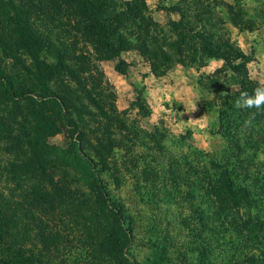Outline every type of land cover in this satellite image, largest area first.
Masks as SVG:
<instances>
[{
  "label": "trees",
  "instance_id": "1",
  "mask_svg": "<svg viewBox=\"0 0 264 264\" xmlns=\"http://www.w3.org/2000/svg\"><path fill=\"white\" fill-rule=\"evenodd\" d=\"M169 11L180 19L164 26L147 0H0V264H149L130 253L134 218L119 192L131 173L154 178L139 148L152 159L170 151L159 129L146 133L118 111L101 62L127 51L151 61L155 76L224 63L197 83L224 155L194 152L185 166L167 158L163 200L149 201L189 202L192 264H217L212 238L230 229L237 252L260 264L264 105L237 107L260 85L228 29L252 31L256 17L239 0H179ZM59 135L68 144L58 153L50 140ZM152 238L150 264H189L169 235Z\"/></svg>",
  "mask_w": 264,
  "mask_h": 264
},
{
  "label": "rangeland",
  "instance_id": "2",
  "mask_svg": "<svg viewBox=\"0 0 264 264\" xmlns=\"http://www.w3.org/2000/svg\"><path fill=\"white\" fill-rule=\"evenodd\" d=\"M127 1V0H120ZM232 2V0H226ZM179 0H147L150 12L155 21L164 26L177 22L178 14L169 11L170 7ZM244 10L254 17L255 26L252 31H241L239 28L228 26L232 39L240 51L252 57L248 65L250 77L260 86L264 85V0H239ZM222 61L210 60L202 68H184L174 66L166 75L155 76L152 72L151 61L138 51L123 52L120 57L108 58L101 62L108 82L116 92V105L128 125L152 134L159 129L166 137L169 154L155 152L152 159L142 148H139L143 160L150 164L153 179L150 182L138 174H129L120 195L125 199L134 218L135 241L130 253L142 263H151V241L153 232L159 237L169 235L173 242L171 252L178 259L179 250L187 252L189 264L196 263L195 254L188 252L194 246L192 235L193 222L189 202L180 197L176 204H153L149 201L154 197L163 200V172L161 163L171 156L179 160L182 156L192 158L194 152H204L208 158L219 160L226 151V142L216 133L214 120L202 109L206 101L198 86L199 79L204 75L214 73L223 67ZM215 96L212 95L213 99ZM68 140L59 135L50 140V145L56 152L67 148ZM264 158V155L261 156ZM158 161V162H157ZM185 166V165H183ZM169 181L170 177L168 176ZM139 182V184H138ZM137 184V185H136ZM182 190L188 191L187 183ZM118 191V190H116ZM149 194L150 197L147 195ZM264 194L260 202L264 219ZM154 226H158L153 230ZM212 238L216 247L217 264H250L249 250L237 252L241 245L240 239L231 229ZM152 239V240H151ZM259 255L258 252L252 254ZM75 257V256H74ZM262 258L260 264H263ZM258 264V263H257Z\"/></svg>",
  "mask_w": 264,
  "mask_h": 264
},
{
  "label": "clouds",
  "instance_id": "3",
  "mask_svg": "<svg viewBox=\"0 0 264 264\" xmlns=\"http://www.w3.org/2000/svg\"><path fill=\"white\" fill-rule=\"evenodd\" d=\"M264 105V85L254 89L252 95L242 93L240 99L237 101V107L257 108Z\"/></svg>",
  "mask_w": 264,
  "mask_h": 264
}]
</instances>
